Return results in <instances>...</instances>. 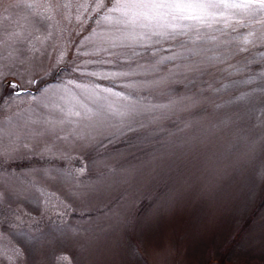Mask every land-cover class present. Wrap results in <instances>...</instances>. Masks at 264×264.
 <instances>
[{"label": "rangeland", "instance_id": "374dc122", "mask_svg": "<svg viewBox=\"0 0 264 264\" xmlns=\"http://www.w3.org/2000/svg\"><path fill=\"white\" fill-rule=\"evenodd\" d=\"M114 4L0 0V264H264V10Z\"/></svg>", "mask_w": 264, "mask_h": 264}, {"label": "snow or ice", "instance_id": "6c2138e0", "mask_svg": "<svg viewBox=\"0 0 264 264\" xmlns=\"http://www.w3.org/2000/svg\"><path fill=\"white\" fill-rule=\"evenodd\" d=\"M220 6L239 9L258 7L264 10V0H115L112 11L121 12L129 18V22L141 17L155 19L165 15L203 20L211 15L209 9ZM105 19L111 20V17Z\"/></svg>", "mask_w": 264, "mask_h": 264}, {"label": "trees", "instance_id": "16d2710c", "mask_svg": "<svg viewBox=\"0 0 264 264\" xmlns=\"http://www.w3.org/2000/svg\"><path fill=\"white\" fill-rule=\"evenodd\" d=\"M12 84V83H11ZM12 86H13V88L12 89H18V88H16L15 87V85L14 84H12ZM261 198H264V197H261ZM259 205H261V203H259ZM259 207L260 206H255V208L252 210V212H251V215L249 216V218H247V219H245V221L242 223V225H241V229L240 230H238V232L236 233V235H235V239H237L238 237H240V235L242 234V231L244 230V229H246V226L248 225V223L252 220V218H254V216H255V214L257 213V211L259 210ZM234 239H232V241H233ZM207 261L205 262V264H227L226 263V260H224L222 257L220 258V259H217V260H212L210 257L208 258V259H206ZM247 259H245V260H241V262L240 263H237V264H249L247 261H246ZM236 263H228V264H236ZM252 264H256V263H252Z\"/></svg>", "mask_w": 264, "mask_h": 264}, {"label": "water", "instance_id": "95a60500", "mask_svg": "<svg viewBox=\"0 0 264 264\" xmlns=\"http://www.w3.org/2000/svg\"><path fill=\"white\" fill-rule=\"evenodd\" d=\"M22 90H17L18 93H20Z\"/></svg>", "mask_w": 264, "mask_h": 264}]
</instances>
